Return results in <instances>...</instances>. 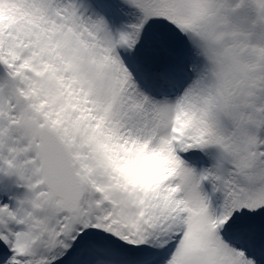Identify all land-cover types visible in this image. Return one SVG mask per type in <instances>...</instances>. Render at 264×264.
<instances>
[{
    "label": "snow or ice",
    "instance_id": "1",
    "mask_svg": "<svg viewBox=\"0 0 264 264\" xmlns=\"http://www.w3.org/2000/svg\"><path fill=\"white\" fill-rule=\"evenodd\" d=\"M225 10L0 0V264H264V107L220 84Z\"/></svg>",
    "mask_w": 264,
    "mask_h": 264
},
{
    "label": "clouds",
    "instance_id": "2",
    "mask_svg": "<svg viewBox=\"0 0 264 264\" xmlns=\"http://www.w3.org/2000/svg\"><path fill=\"white\" fill-rule=\"evenodd\" d=\"M226 6L222 12L224 17L220 23L222 29L217 33L221 38L223 53L235 51V55H227L226 63L220 77V84L230 89L237 96L243 94L249 99L247 103L253 105L259 112L264 105H256V92L264 81V43L253 42L251 37L257 27H264V0H220ZM247 4L254 16L247 28L233 22L232 14ZM253 117L249 114L247 119Z\"/></svg>",
    "mask_w": 264,
    "mask_h": 264
},
{
    "label": "rangeland",
    "instance_id": "3",
    "mask_svg": "<svg viewBox=\"0 0 264 264\" xmlns=\"http://www.w3.org/2000/svg\"><path fill=\"white\" fill-rule=\"evenodd\" d=\"M254 13L247 4L243 5L239 9H237L233 14L231 19L234 23L247 28L251 19L253 18ZM253 42L264 43V27H257L253 31V35L251 37Z\"/></svg>",
    "mask_w": 264,
    "mask_h": 264
}]
</instances>
